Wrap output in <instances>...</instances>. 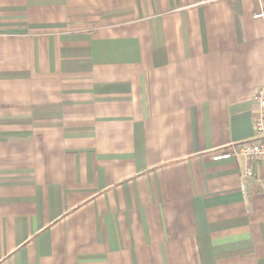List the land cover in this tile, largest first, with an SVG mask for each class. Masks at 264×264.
Instances as JSON below:
<instances>
[{
	"label": "crops",
	"instance_id": "0c3cea01",
	"mask_svg": "<svg viewBox=\"0 0 264 264\" xmlns=\"http://www.w3.org/2000/svg\"><path fill=\"white\" fill-rule=\"evenodd\" d=\"M258 88L264 0H0V264H264Z\"/></svg>",
	"mask_w": 264,
	"mask_h": 264
},
{
	"label": "built area",
	"instance_id": "2783aa9c",
	"mask_svg": "<svg viewBox=\"0 0 264 264\" xmlns=\"http://www.w3.org/2000/svg\"><path fill=\"white\" fill-rule=\"evenodd\" d=\"M260 15H256L258 17ZM252 102L255 112L252 119L253 136L248 141L234 143L224 152L214 154L213 161L231 159L236 156H243L247 161L264 164V88H258L253 92ZM250 169L246 176H251Z\"/></svg>",
	"mask_w": 264,
	"mask_h": 264
}]
</instances>
